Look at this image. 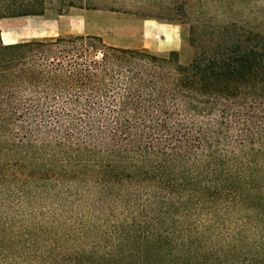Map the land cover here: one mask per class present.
I'll use <instances>...</instances> for the list:
<instances>
[{
	"label": "trees",
	"instance_id": "trees-1",
	"mask_svg": "<svg viewBox=\"0 0 264 264\" xmlns=\"http://www.w3.org/2000/svg\"><path fill=\"white\" fill-rule=\"evenodd\" d=\"M211 1L178 10L186 64L0 35V264H264V34ZM69 9L123 7L0 0V21Z\"/></svg>",
	"mask_w": 264,
	"mask_h": 264
},
{
	"label": "rangeland",
	"instance_id": "rangeland-1",
	"mask_svg": "<svg viewBox=\"0 0 264 264\" xmlns=\"http://www.w3.org/2000/svg\"><path fill=\"white\" fill-rule=\"evenodd\" d=\"M103 4L122 6L120 11L69 9L65 15L71 17L63 25L58 17L49 12L44 17L6 18L0 21L3 44L37 40L56 36H97L110 46L128 49H147L155 54L177 52L180 62L189 63L193 51L188 45V26L177 25L178 10L184 4L196 9L198 2L208 0H98ZM229 5L222 4V2ZM219 4L222 8H219ZM208 16L215 22L229 19L264 34V0H214L207 3ZM78 16V17H76ZM161 18V19H160ZM172 18V21H168ZM179 18V19H178ZM169 25L178 31L180 47L176 51L161 47L158 32L143 34V24ZM66 32V33H65ZM148 35V36H145ZM147 43L152 44L150 47Z\"/></svg>",
	"mask_w": 264,
	"mask_h": 264
},
{
	"label": "crops",
	"instance_id": "crops-1",
	"mask_svg": "<svg viewBox=\"0 0 264 264\" xmlns=\"http://www.w3.org/2000/svg\"><path fill=\"white\" fill-rule=\"evenodd\" d=\"M78 17V16H76ZM71 17H68L67 15L59 16L57 19V23L63 25V23H66V21H69ZM153 32H158L161 37V47L164 49L170 48V51H176L180 47L179 38H176V34H178V31L176 32L175 29L169 25H153V24H143V34H149ZM66 33V32H65ZM148 36V35H145ZM9 44V43H8ZM12 44V43H11ZM150 47H153L152 44L147 43Z\"/></svg>",
	"mask_w": 264,
	"mask_h": 264
}]
</instances>
